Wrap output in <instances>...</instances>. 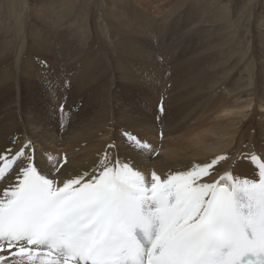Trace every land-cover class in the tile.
Masks as SVG:
<instances>
[{"label": "bare ground", "instance_id": "bare-ground-1", "mask_svg": "<svg viewBox=\"0 0 264 264\" xmlns=\"http://www.w3.org/2000/svg\"><path fill=\"white\" fill-rule=\"evenodd\" d=\"M28 1L5 3L0 0V5L24 6ZM35 1L30 0L28 4L29 11L36 17L32 23L35 29L48 32L49 27L53 31L65 29L64 15L67 12L57 11L55 6L57 19L54 17L55 22L44 23V6L34 5ZM255 1L250 0L238 21L241 24L245 15L247 19L253 17L259 21L257 41L247 55L237 52L238 36H226L211 48L215 50L213 52H207L209 42L203 40L205 36H185L193 42V53L183 51V56L178 59L177 47L158 43L156 36H150L145 30L150 25L149 17H152L149 9L158 4L153 0L133 2V9L140 12L138 21L126 10L118 13L108 9V14H115L111 21L124 28L128 36H81L86 40L93 39L92 43L101 40L110 63L106 58L102 59L103 50L95 49L94 43L77 48L76 43L81 39L77 41L75 38L80 36H57L58 32L54 34L56 36H42V31L41 36H37L34 31L36 36L1 38L0 153L9 148L18 151L20 146L31 141L38 169L50 179L55 176L61 182L92 172L105 151L110 160L118 157L128 161L148 178L153 171L166 177L169 173L188 170L194 164L227 155L228 159L220 161L204 182H213L225 172L243 178L246 168L236 169L238 160L231 152L238 148L230 138L243 120L240 113L217 124L204 119L202 113L213 111V115L226 114L228 117L232 112V116L235 109L245 107L243 101L236 103V99L253 98L250 107L258 92V104L264 108V0H258V9H255ZM51 2L47 7L50 11L53 10ZM210 2L203 0L201 4L204 7L201 18L208 20L193 24L191 34H203L208 22L216 23L211 28L218 23H228L230 6L237 11V0ZM92 7L90 0H82L83 15L77 13L78 18H83L86 30L95 27ZM73 13L75 15L76 11ZM214 18L218 20L211 21ZM152 22L156 29H167L163 19ZM29 28L27 22V30ZM108 29L105 28L103 34ZM237 33V30L232 32L233 35ZM188 39L185 44L190 50ZM226 43L230 45L227 53L220 48ZM176 45L180 46L179 43ZM156 50L161 52L158 58ZM222 56L229 63L220 62ZM237 58L238 62H235ZM239 66L248 71L244 79L237 76ZM162 98L166 105L162 107L163 111L158 105ZM59 104L63 105V114L58 109ZM155 117L163 122V128L156 123ZM193 121L195 123L190 125ZM252 124L248 122L243 128ZM184 126L189 128L187 133L181 129ZM257 127L264 138L261 118ZM160 129L165 130V140L162 147H157ZM125 132L153 143V153H140L123 135ZM109 144L115 147L109 149ZM261 144L259 156L264 158V143ZM244 147H239L238 152H244V158H249ZM49 155L62 164L59 171H52L53 165L47 159Z\"/></svg>", "mask_w": 264, "mask_h": 264}, {"label": "snow or ice", "instance_id": "snow-or-ice-1", "mask_svg": "<svg viewBox=\"0 0 264 264\" xmlns=\"http://www.w3.org/2000/svg\"><path fill=\"white\" fill-rule=\"evenodd\" d=\"M123 135L140 153H153L146 141ZM47 159L53 172L62 167ZM226 159L148 178L105 151L92 172L61 182L38 169L31 141L5 149L0 264H264V159L251 155L255 178L225 172L204 182Z\"/></svg>", "mask_w": 264, "mask_h": 264}, {"label": "rangeland", "instance_id": "rangeland-1", "mask_svg": "<svg viewBox=\"0 0 264 264\" xmlns=\"http://www.w3.org/2000/svg\"><path fill=\"white\" fill-rule=\"evenodd\" d=\"M5 1H6L5 3H8L9 1L11 2V0H5ZM51 1L50 0H38V1L36 0L34 2V5L38 3L40 5L42 4L41 6H44L43 7L45 10L44 15H46L44 16V23L50 24L52 21L55 22V20L57 19L56 13H55V6H57V11H60L62 13L67 12L68 14L66 15L63 14L65 17L64 23L66 24L65 29H61L62 31L59 30L60 32L55 31V30L53 31L50 27L49 29L47 28L49 32L45 31L44 29L42 30L41 28L35 29L32 23H34L33 19H36V17L32 15V11L31 10L29 11V8H28V4L30 0L24 6L4 5L3 3V5H0V39L9 38L8 36H32V34L34 36H36L35 34H37V36H41L39 35L41 31L42 33L44 32L42 36H56L54 35L56 32H58L56 33L58 34L57 36H80V38L79 37L75 38V40L77 41L81 39L78 41L81 45L79 43H76L77 41H75L77 48L79 49L84 48L83 45L85 47H88L89 44L94 43L93 47L95 49L103 50L102 59L106 58L107 61L110 63L109 57L106 54L107 51L105 49V46L102 43H100L101 40L98 41L97 39L92 43L93 39L86 40V38H82L81 36H128L129 33H127V31L124 28H122L120 25L111 21L112 17H114L115 14L114 13L108 14V9L109 11L114 9L118 13H120V11L122 10H126L129 16L135 18L137 21L140 20V12L136 9H133V2H135L136 0H90L93 6L92 16L95 20V27H90L88 30H86L83 27V18L80 19L77 16V13H79L80 15H83L81 12L82 0H73V1L51 0ZM153 1L157 2L158 4L156 3L154 4L155 10L149 9L150 11L149 14L152 17H149L150 25L145 30L148 32L150 36H156L155 39L158 43L166 44L168 47L170 46L177 47L179 49V51L176 53V55H178V59H180L181 55L183 56V51L185 53H188L189 51H190V54L193 53V42L192 40L188 39L185 36H205L203 37V40L209 42L208 47H207V52L215 51L214 49H211V48L219 41L226 39V36H238L239 45L237 47H239V50L237 52H241L243 55H247L248 52L251 51V47L257 41L258 35L256 34V32L259 27V21L253 20V17H250L249 19H247L245 15L243 16V22H241V24L240 22L238 23L239 17L241 16L242 12L248 8L250 0H237V11L236 10L233 11L232 7L230 6V12H231L230 14L231 19L229 21L230 23L229 22L225 24L218 23L217 26H214L213 28H211L212 25L216 23L208 22V24H206V29L203 34H200L199 32H197L198 34L190 33V30L193 24L196 23L198 25V24H201L203 20H208V19L201 18V15L204 9V7H201L203 0H153ZM207 1L210 2V0H207ZM50 2L53 3L54 11L53 10L52 11L54 13L48 10L47 8L48 3ZM258 5H259V2L258 0H256L254 3L255 9H258ZM138 8H140V6H138ZM28 11L30 13V17H28V14H27ZM75 11L76 13L74 15L73 12ZM154 11H156V13ZM259 11H261V9ZM213 12L215 13L216 11L213 10ZM45 19L47 22L45 21ZM154 19H158V20L163 19L164 22H166L168 25L165 27V29L167 28L168 30L161 29L163 27H160V29H156L155 27H153L152 21ZM216 20L218 19L217 18L211 19V21H216ZM27 22H29V27H30L28 30H27ZM105 28H109V29L106 34H103V31ZM234 30L238 31L237 35L232 34ZM34 31L36 32L35 34H34ZM51 33L53 35H51ZM187 39L189 40V44L191 46L190 50L187 48V45L185 44ZM63 41L68 42V40H63ZM82 42H84V44ZM181 42L182 44H184L183 48L181 46L182 45ZM178 43L180 44V46L176 45ZM99 45H102V46H99ZM156 46H157V43H156ZM229 46H230L229 43H226L224 47H220V48L225 49L226 50L225 53H227ZM160 55H161V52L159 51H157L155 54L157 58ZM247 61L249 60L247 59ZM220 62L226 63L227 60L224 56H222V59L220 60ZM235 62H238V58L235 59ZM247 75H248V71L246 70L243 71L242 66H239L237 68V76L239 77V79L241 78L244 79ZM259 97H260V92L257 93L256 99L252 102V105L250 107H249V103L253 98L247 97L244 100H242V97H240L236 99L235 100L236 103H242L243 101L244 102L243 105H245V107L240 110L235 109L233 111L234 115L232 116H231L232 112L229 113L230 115H228V117L226 116V114H221V116L220 114L213 115L214 114L213 111L202 113V117L204 119L210 120L212 124H217L219 122H226V120H230L236 117L235 114L240 113V117L243 118V120L240 121L239 126L237 127L234 133V136L230 138L234 139L233 145L235 146L237 145L236 149L238 148L236 151L231 152V154L235 156V159L238 160L236 169L246 168V173L243 178H255L258 170L255 168L254 164L251 162V155L256 154L259 156L260 154L259 148L262 147L261 143L262 142L264 143V140H260V139H264L263 137H261L262 134H259V131L257 130L258 128L257 125H258V122L260 121V118L264 121V116H263L264 108H261L258 104ZM158 105H160V107H165L166 106L165 99L162 98L158 102ZM155 120L158 125H161L162 128L164 127L163 122H161L158 118L155 117ZM248 122L249 123L251 122L253 124L250 126H247L248 128L246 127V129L243 128L245 124ZM193 123L195 122L194 121L191 122L190 125H192ZM181 129L182 131H184V133H187L188 131L187 129L189 128L188 126H184V128L182 127ZM164 140H165V130L160 129L159 137L157 138V141H159V144H155V145H157V147H162ZM148 143L150 145H154L153 143H150V142ZM244 145L246 146L244 147ZM239 147L246 148V151L249 153L250 157L244 158L245 153L238 152ZM235 176L239 178L237 175ZM161 178H164V176H161ZM24 264H28V262L25 260Z\"/></svg>", "mask_w": 264, "mask_h": 264}]
</instances>
